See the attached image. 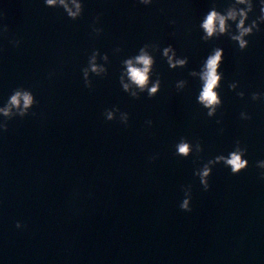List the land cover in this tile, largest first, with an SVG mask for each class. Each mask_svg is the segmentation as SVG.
<instances>
[{"label":"water","instance_id":"1","mask_svg":"<svg viewBox=\"0 0 264 264\" xmlns=\"http://www.w3.org/2000/svg\"><path fill=\"white\" fill-rule=\"evenodd\" d=\"M215 2L223 11L230 0ZM82 3L73 21L43 0H0V106L18 86L39 102L0 130V264H264V180L255 166L264 160V101L251 99L264 93V24L240 51L227 36L201 41L198 25L212 0ZM97 15L99 36L91 31ZM255 15L258 8L249 22ZM145 43L171 44L189 60L170 70L153 53L160 90L136 100L121 90V61ZM214 47L224 50L222 106L209 118L188 72ZM93 49L109 63L106 76H90V90L81 68ZM181 79L188 83L177 91ZM113 106L128 113L127 126L119 113L105 120ZM182 136L201 141L196 164L174 155ZM236 140L247 147V169L231 175L216 165L204 191L193 169L227 155ZM188 184L192 210L185 212L181 185Z\"/></svg>","mask_w":264,"mask_h":264},{"label":"clouds","instance_id":"2","mask_svg":"<svg viewBox=\"0 0 264 264\" xmlns=\"http://www.w3.org/2000/svg\"><path fill=\"white\" fill-rule=\"evenodd\" d=\"M137 3L148 6L152 0H136ZM44 6L48 8H62L67 18L70 20H77L83 13L82 0H43ZM258 8V15L249 22V14L253 13ZM99 15H97L91 26V31L95 36H99L103 29L95 27L99 22ZM170 24H175L174 20L169 21ZM233 24L235 30L233 31ZM264 24V0H230L223 11L218 10L215 0L208 11L203 14L198 28L202 32L200 36L201 41L207 43L213 39H219L222 36H227L231 41L235 42L240 51H244L249 41L246 39L261 31L260 25ZM7 31V26L3 29ZM174 35V33H173ZM14 47L19 46V41H10ZM160 51L161 58L167 63L170 70L177 68H185L188 65L189 58L187 56L178 57L175 48L168 44L162 49L159 45L154 43H145L138 50L135 55L129 56L121 61V70L119 75V84L121 90L132 99H140L142 93L147 94V98L151 99L156 96L160 90L161 77L158 72H154L156 60L153 55L156 51ZM122 49L117 47L114 49L115 53L121 52ZM99 61V62H98ZM224 61V50L221 47H214L208 53L206 58L200 64L199 70H190L188 75L192 78L198 79L200 83L199 93L195 97L196 103L206 110V115L212 118L216 115L217 109L222 106V99L220 95L221 83L223 80V72L220 71L221 65ZM109 63L107 53H101L99 49H93L88 56L87 65L81 68L82 79L84 87L92 89V81L90 76L103 78L107 75L108 69L106 65ZM155 75V79L152 76ZM187 80L181 79L176 81L175 88L177 91L183 90L187 85ZM238 87V82H231L228 84L229 91H234ZM236 95L243 99L244 93L237 92ZM253 101H264V93H251ZM39 102L35 99L32 91L22 86H18L12 90L7 101L0 106V130L7 131V122L15 117L23 118L30 114V110ZM119 113V122L125 126L128 125L129 115L127 112H121L116 106L111 109H105L103 116L106 121L117 119L116 114ZM35 115V113H31ZM252 117L246 112L240 113V119L250 120ZM145 123L151 127L152 121L146 120ZM217 123H220L217 120ZM223 131V130H221ZM174 155L183 159L194 156L192 163L196 164L202 158L200 156L203 151L201 141L196 139L195 142H190L186 137H180L179 141L174 145ZM247 154V147H241V141L236 140L233 149L227 155L223 153L208 159L199 167L193 169V176L199 179V183L204 191L210 188L209 177L212 169L218 164H222L225 168L230 169L231 175H239L248 167V160L244 157ZM156 157L149 158L150 161L155 160ZM256 168L260 169L259 178L264 180V160L256 162ZM181 191L184 193V198L179 204L182 211L190 212V201L192 198V185H181ZM20 222L16 223V227L20 228Z\"/></svg>","mask_w":264,"mask_h":264}]
</instances>
